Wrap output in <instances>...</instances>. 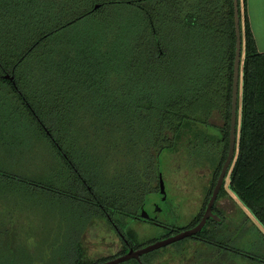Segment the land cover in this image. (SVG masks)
<instances>
[{"label":"trees","instance_id":"trees-1","mask_svg":"<svg viewBox=\"0 0 264 264\" xmlns=\"http://www.w3.org/2000/svg\"><path fill=\"white\" fill-rule=\"evenodd\" d=\"M239 11L245 55L240 66L235 155L226 178L229 188L264 226V51L257 47L247 0H239ZM89 22L96 25L98 36H56L67 30L76 34V28ZM131 22L136 23V31L139 24L145 36H130ZM200 28L209 38L218 30L214 37L224 39L226 62L213 60L211 52L219 49L210 47L205 38L198 40L202 41V55L197 54L198 46L193 52L195 44L190 42L188 53L183 51L181 36L191 38ZM169 36L172 43L175 36L179 39V49L169 46ZM181 50L195 58L198 69L204 63L203 76L210 82L212 95H216L212 105H201L200 111L193 104L194 93L188 96L179 82L181 72L177 76L172 73L169 88L156 79L158 69L163 70L166 62L181 64ZM235 51L234 0H0L1 184L5 189L19 190L20 181L59 193L68 197L74 209L99 213L110 221L107 213L115 219L116 209L111 201L103 199L111 195L103 192L102 182L111 180L107 176L111 171H101L94 147L81 141L79 131H72L75 112L79 116L77 111L88 104L96 110L100 126L109 122L117 129V122L112 120L118 119L120 129L129 133L144 128L149 137L137 161L154 167L161 164L163 150L178 148L184 134L199 129V123L218 129L213 143L219 156L201 210L187 226L167 235L196 225L204 215L229 151ZM48 69H52L50 77ZM215 108L222 114V125L209 120ZM199 131L198 136L201 132L208 134ZM208 136L211 139V134ZM28 138L39 140L50 151L51 157L44 161L53 166L57 185L43 181L50 174L34 179L19 172L22 169L17 170L18 165L8 167L4 163L19 162V142L22 151ZM27 142L34 145L30 139ZM141 173L146 183L159 185L161 171L155 178H149L151 170L142 169ZM225 190L223 186L218 198ZM217 200L213 210L222 214ZM218 226L210 218L205 228L191 238L220 246L212 237ZM125 237L136 248L154 241L135 244L128 234ZM0 238L7 242L6 249L0 250V264H19L15 234L1 233ZM125 245L123 251L102 261L125 253ZM146 254L142 260L149 264Z\"/></svg>","mask_w":264,"mask_h":264},{"label":"rangeland","instance_id":"rangeland-1","mask_svg":"<svg viewBox=\"0 0 264 264\" xmlns=\"http://www.w3.org/2000/svg\"><path fill=\"white\" fill-rule=\"evenodd\" d=\"M135 24L131 22L130 36H145L139 24L136 31ZM96 30V25L89 22L85 26L76 28V34L67 30L64 34L56 36H93L94 34L98 36ZM201 30L200 28L191 38L186 35L181 36L183 51L188 53L186 49L190 42L195 44L193 52L196 53L198 46L197 54L202 55V52H199L202 41L198 40L205 38L209 40L207 43L210 47L219 49L211 52L213 60L218 64L226 62L224 39L221 36L214 37L217 36L218 30L214 29L216 32L213 31L215 34H212L211 38L205 36ZM124 36L127 35L124 33ZM171 37L169 36V46L176 45L179 49V39L177 40L175 36L172 43ZM183 51H180L181 64L173 63V60L166 62L163 70L158 69L156 79L169 88V84L173 81L172 73L176 72L177 76V72H181L179 82L184 84L188 96L194 93L193 104L198 106L200 111L201 105L211 106L216 95H212L214 91L209 87L210 82H207L203 76L204 63L199 64L203 70L198 69L194 65L195 58L192 55L186 56ZM244 55L243 47L242 58ZM46 72L50 77L52 69ZM214 86H217L216 81ZM88 106L84 104V107L77 111L79 116L75 112L76 124L72 131H79L81 141L94 147V153L101 160V171L107 168L111 171L107 175L111 180H107V184L102 182L103 192L109 193L111 198L103 199L111 201L115 207L116 212L113 215L116 222L135 244L159 240L167 236L171 229L178 230L187 226L206 200V193L217 163L216 149L206 150L201 147L204 145V139L209 137L208 134H211L210 141L215 142L218 138V129L211 130L197 123L199 129L186 132L175 150H163L160 155L161 164L154 167L146 161L139 164L137 161L140 150L149 137L147 135L149 133L143 131L144 128L142 130L137 128L129 133L120 129L118 119L112 120L117 122L119 126L117 129L110 126L109 122H104V125L100 126L96 121V110ZM209 120L218 125L224 122L217 108L213 110ZM199 130H204L208 134L204 135L201 132L198 136L196 131ZM28 139L36 146L35 150H33L34 145L27 142ZM28 139L22 146V151V143L19 142V162L14 164L10 160H5L4 163L8 167L18 165L17 170L22 169L19 172L34 179L50 174L53 179L49 177L43 181L57 185L54 173L51 171L53 166L44 161L51 157L50 151H47L39 140ZM147 157L145 155L146 159ZM21 161L23 164L19 165ZM112 164L113 169H111ZM142 169L151 170L149 178H155V174L157 176L161 171L159 185L154 184L156 182L146 183L141 173ZM2 181L5 183L4 180ZM1 183L0 234H15V242L19 248V264H98L104 258L124 250L122 239L115 233L110 221L98 216L99 213L76 210L69 203L70 200L66 199L68 197L34 185L19 181V190H12L5 189ZM224 186L227 191L225 190L218 198L216 206L225 218L223 222H219L218 227L214 228L212 236L221 244L220 246L199 242L198 239L189 236L155 249L153 253L148 252L151 254L145 253V260H149V264H264L263 224L229 188L228 177ZM56 198H65V200H56ZM151 218L158 223L148 221ZM130 223L132 226L126 228ZM3 240L0 238V250H5L7 247V242ZM119 264L137 263L131 258Z\"/></svg>","mask_w":264,"mask_h":264},{"label":"water","instance_id":"water-1","mask_svg":"<svg viewBox=\"0 0 264 264\" xmlns=\"http://www.w3.org/2000/svg\"><path fill=\"white\" fill-rule=\"evenodd\" d=\"M97 4L95 7H98ZM234 20H235V30H236V51H235V61H234V76H233V90H232V110H231V124H230V146L227 158L222 166V170L219 174L216 185L214 186L211 197L206 206L205 212L201 220L194 226L181 230L175 234L161 238L155 242L146 244L140 248L130 247L129 250L116 256L114 258L108 259L106 261L100 262L98 264H119L131 258H136L140 260L141 264H145L141 261V256L145 253L158 249L162 246L168 245L170 243L176 242L183 238L194 236L197 233L201 232L208 223L210 218H213L217 221H221L222 218L214 210L213 207L218 198L219 192L223 187L227 172L232 163V160L235 155V146H236V130H237V113H238V98H239V80H240V66L242 59V32H241V18L239 11V0H234ZM6 77L14 79L13 76L7 74Z\"/></svg>","mask_w":264,"mask_h":264},{"label":"crops","instance_id":"crops-1","mask_svg":"<svg viewBox=\"0 0 264 264\" xmlns=\"http://www.w3.org/2000/svg\"><path fill=\"white\" fill-rule=\"evenodd\" d=\"M251 27L260 51H264V0H247Z\"/></svg>","mask_w":264,"mask_h":264},{"label":"flooded vegetation","instance_id":"flooded-vegetation-1","mask_svg":"<svg viewBox=\"0 0 264 264\" xmlns=\"http://www.w3.org/2000/svg\"><path fill=\"white\" fill-rule=\"evenodd\" d=\"M211 139H208L207 138V141H206V139H204V141H203V147H201L202 149L204 148V149H206V150H214V146H215V144L214 143H209V141H210ZM210 144V145H209ZM216 149V148H215ZM215 155H216V160H217V158H218V156H219V154H218V151H217V149H216V153H215ZM218 155V156H217ZM215 160V159H214ZM215 160V161H216ZM224 186V185H223ZM220 193V192H219ZM219 196V195H218ZM219 216H221V218H222V220L221 221H217V220H215V219H213V218H211V219H213L214 221H216V222H223L224 221V215H222L220 212H216ZM108 214V217L110 218V223L112 224V228L115 230V233H117V235L122 239V242H123V246H126L125 244H127V246H128V250H129V248L130 247H134L133 245H131V243L129 242V240L125 237V231L123 230V228L120 226V224L119 223H117L116 221H115V219H113L112 218V216L109 214V213H107ZM148 221H151V222H154V223H158V222H155V221H153V219L151 218V219H148ZM209 221V220H208ZM133 223H135V222H133ZM208 224V223H207ZM120 226V227H119ZM132 226V223H130L129 224V226L127 225L126 226V228H128L129 229V227H131ZM190 228V227H189ZM128 229H126L127 231H128ZM171 230H173V229H171ZM184 230V229H183ZM181 231V230H180ZM170 232V231H169ZM127 234V233H126ZM175 234V233H174ZM167 236H170V235H167ZM167 236H163L162 238H165V237H167ZM125 241H124V240ZM155 241H157V239H155L153 242H155ZM199 242H202V241H200L199 240ZM151 243V242H150ZM149 244V243H148ZM134 248H136V247H134ZM138 248H140V247H138ZM125 249V248H124ZM127 250V251H128ZM123 251V250H122ZM126 251V252H127ZM125 252V253H126ZM124 254V253H123ZM121 255V254H120ZM119 256V255H118ZM143 256V255H142ZM142 256H141V261L143 262V260H142ZM114 258V257H113ZM111 259V258H110ZM108 260V259H107ZM138 260V259H137ZM106 261V260H105ZM139 262H140V260H138ZM103 262V261H102ZM140 264H141V262H140Z\"/></svg>","mask_w":264,"mask_h":264}]
</instances>
